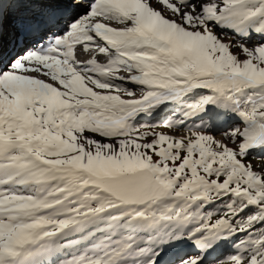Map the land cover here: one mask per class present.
<instances>
[{"label": "snow or ice", "instance_id": "obj_1", "mask_svg": "<svg viewBox=\"0 0 264 264\" xmlns=\"http://www.w3.org/2000/svg\"><path fill=\"white\" fill-rule=\"evenodd\" d=\"M252 158L264 0H0V264H264Z\"/></svg>", "mask_w": 264, "mask_h": 264}, {"label": "rangeland", "instance_id": "obj_2", "mask_svg": "<svg viewBox=\"0 0 264 264\" xmlns=\"http://www.w3.org/2000/svg\"><path fill=\"white\" fill-rule=\"evenodd\" d=\"M90 55L89 56H91V53H89ZM101 59H102V57H101ZM156 121L155 120H153V119H151V118H145L143 121H142V123H148V124H150V123H155ZM143 130V129H142ZM157 131H168L167 129H163V128H158V129H156ZM177 135H183V134H185V133H176ZM217 138H222V137H220V136H218ZM148 139H151V137H149ZM252 162H253V164L254 165H256L257 167H259V166H261V165H264V161H261V160H257V159H254V158H252ZM216 218H218V217H216ZM225 252V249H221V254H223Z\"/></svg>", "mask_w": 264, "mask_h": 264}, {"label": "bare ground", "instance_id": "obj_3", "mask_svg": "<svg viewBox=\"0 0 264 264\" xmlns=\"http://www.w3.org/2000/svg\"><path fill=\"white\" fill-rule=\"evenodd\" d=\"M90 54H87V55H84V56H82L81 57V59H84V60H87V59H89L91 56H89ZM92 55V54H91ZM101 59V58H100ZM101 60H103V57H102V59Z\"/></svg>", "mask_w": 264, "mask_h": 264}]
</instances>
